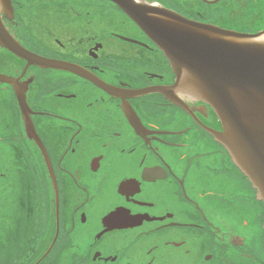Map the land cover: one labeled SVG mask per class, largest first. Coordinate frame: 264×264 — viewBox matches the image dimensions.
<instances>
[{
    "label": "flooded vegetation",
    "instance_id": "1",
    "mask_svg": "<svg viewBox=\"0 0 264 264\" xmlns=\"http://www.w3.org/2000/svg\"><path fill=\"white\" fill-rule=\"evenodd\" d=\"M150 2L221 28L264 23V0ZM12 6L2 19L23 47L92 78L0 46L18 80L0 82V264H264V202L211 132L212 107L176 89L138 25L110 0Z\"/></svg>",
    "mask_w": 264,
    "mask_h": 264
},
{
    "label": "water",
    "instance_id": "2",
    "mask_svg": "<svg viewBox=\"0 0 264 264\" xmlns=\"http://www.w3.org/2000/svg\"><path fill=\"white\" fill-rule=\"evenodd\" d=\"M110 1L164 53L176 73V89L212 107L222 130L211 132L225 146L264 202V29L248 33L221 28L214 23L190 20L148 0ZM204 1L214 4L220 0ZM12 13V0H0V46L27 61L26 68L36 65L66 69L92 78L79 66L44 58L23 47L6 29L2 19L4 14L12 16ZM16 81L0 73V82L16 84ZM17 92L26 131L37 141L26 90L19 87ZM172 100L188 109L178 99Z\"/></svg>",
    "mask_w": 264,
    "mask_h": 264
},
{
    "label": "trees",
    "instance_id": "3",
    "mask_svg": "<svg viewBox=\"0 0 264 264\" xmlns=\"http://www.w3.org/2000/svg\"><path fill=\"white\" fill-rule=\"evenodd\" d=\"M158 1H160V2H164V3H166V1H168L169 2V0H158ZM192 3V2H191ZM202 2H200L199 1V4H201ZM193 4V3H192ZM205 6H207V7H209L210 5H205ZM214 6H217V4L216 5H214ZM211 7H213V5H211L210 6V8ZM183 13H185V12H183ZM253 17H249V16H246V17H244V18H242L243 19V21H245V22H248V24H246V25H243V24H241V23H236V26H239L240 28H248V26L249 25H251V24H249V21L252 19ZM202 19H205V18H202Z\"/></svg>",
    "mask_w": 264,
    "mask_h": 264
},
{
    "label": "snow or ice",
    "instance_id": "4",
    "mask_svg": "<svg viewBox=\"0 0 264 264\" xmlns=\"http://www.w3.org/2000/svg\"><path fill=\"white\" fill-rule=\"evenodd\" d=\"M114 215H119V212L118 211L114 212Z\"/></svg>",
    "mask_w": 264,
    "mask_h": 264
},
{
    "label": "rangeland",
    "instance_id": "5",
    "mask_svg": "<svg viewBox=\"0 0 264 264\" xmlns=\"http://www.w3.org/2000/svg\"><path fill=\"white\" fill-rule=\"evenodd\" d=\"M244 24H245V23H244ZM244 24H243V25H244ZM260 27H261V28H262V27H264V23H263V25H262V26H260Z\"/></svg>",
    "mask_w": 264,
    "mask_h": 264
}]
</instances>
